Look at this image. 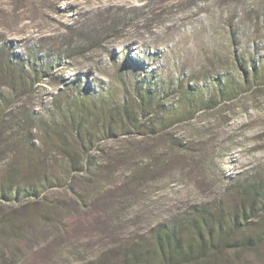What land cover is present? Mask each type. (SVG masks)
Segmentation results:
<instances>
[{"label": "rangeland", "instance_id": "rangeland-1", "mask_svg": "<svg viewBox=\"0 0 264 264\" xmlns=\"http://www.w3.org/2000/svg\"><path fill=\"white\" fill-rule=\"evenodd\" d=\"M0 44L52 60L40 85L18 98L19 108L38 115L55 111L56 95L75 79L76 93L112 89L120 98L115 77L126 61L149 76L165 107L176 105L168 86L181 80L201 86L206 76L229 74L240 86L166 135L102 138L92 151L102 169L93 174L79 172L43 197L0 201V264L84 262L171 212L220 196L240 173L264 170V78L252 74L254 62H264V0H0ZM53 47L63 55L49 57ZM32 135L43 143L37 127ZM16 149L0 141V165ZM150 164L140 185H125ZM200 264H264V244Z\"/></svg>", "mask_w": 264, "mask_h": 264}, {"label": "trees", "instance_id": "trees-1", "mask_svg": "<svg viewBox=\"0 0 264 264\" xmlns=\"http://www.w3.org/2000/svg\"><path fill=\"white\" fill-rule=\"evenodd\" d=\"M47 55L62 56V49L53 47ZM130 62L115 77L120 98L112 95V89L96 97L76 93L82 81L75 79L56 95L55 111L38 115L19 108L18 98L40 85L50 73L52 60H43L30 47L16 52L11 44H0V141L17 148L0 165V201L43 197L46 189L71 182L79 172L101 170L92 151L99 150L102 138L120 133L166 135L176 123L239 92V84L229 74L206 76L210 81L201 86L181 80L168 86L177 96L176 105L165 107L149 76L142 77ZM241 68L243 73L250 72L246 62H241ZM252 74L264 78V62H254ZM35 127L40 131V145L32 135ZM58 150L62 160L54 155ZM150 167L136 168L125 185H140ZM260 244H264V170L240 173L220 196L171 212L146 231L123 237L77 264H200L230 249Z\"/></svg>", "mask_w": 264, "mask_h": 264}]
</instances>
